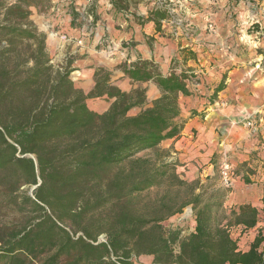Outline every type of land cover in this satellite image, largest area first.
Listing matches in <instances>:
<instances>
[{
  "label": "trees",
  "instance_id": "obj_1",
  "mask_svg": "<svg viewBox=\"0 0 264 264\" xmlns=\"http://www.w3.org/2000/svg\"><path fill=\"white\" fill-rule=\"evenodd\" d=\"M44 2L0 0V264H144L148 256L151 264H264V193L261 209L245 203L219 218L223 202L204 198L202 180L182 178L159 148L183 129L180 96L191 94L192 75L125 61L129 79L160 89L150 105L145 88L125 91L103 69L85 92L71 65L52 63L31 19ZM92 8L87 15L98 19ZM168 13L156 8L149 20L159 28ZM79 17L72 29L83 26ZM101 100L105 111L97 110ZM147 150L153 155H141ZM24 186L36 187L29 194ZM187 206L195 230L181 237L164 222ZM234 225L258 227L247 251L232 237Z\"/></svg>",
  "mask_w": 264,
  "mask_h": 264
},
{
  "label": "crops",
  "instance_id": "obj_2",
  "mask_svg": "<svg viewBox=\"0 0 264 264\" xmlns=\"http://www.w3.org/2000/svg\"><path fill=\"white\" fill-rule=\"evenodd\" d=\"M137 1L138 8L129 5L126 9L128 11L123 10V13L122 9L115 6L111 9L110 3L100 8L99 13L106 20L105 27L96 28L91 24L90 28L83 25L70 29L71 34L82 41L81 46L74 43L76 50L86 54L85 66H78L81 70L77 69L86 79L85 89L90 91L95 85V71L105 69L110 72L113 84L125 91L145 88L148 106L161 94L156 83L152 80L133 82L117 65L123 61L146 60L154 63L157 71L166 76L172 71L173 62L178 59L179 67L195 77L187 82L191 94L180 96L183 129L176 137L163 140L159 147L171 152L169 160L175 162L176 171L182 178H200L202 182L208 177L213 179L223 155H229L238 169L229 197L237 205L251 203L256 206L258 200L262 204L264 123H257L255 128H247L244 119L248 115L255 119L264 116V64L262 67L260 64L255 67L243 62L242 66L239 64L230 68L221 53L215 51L222 45L217 35L207 34V37H201L192 33L202 30L206 32L208 19L202 18L212 13L211 6L210 10L204 7L203 12L196 9L191 11V21L174 33L169 22L162 21L158 28L153 20H149L153 10L157 8L154 0ZM65 29L66 25L60 30ZM104 33H108L113 44L120 48L117 53L97 50ZM187 50L195 51L196 58H184ZM222 82L225 87L216 92ZM108 107L109 103L106 101L97 103L98 111H105ZM140 109H134L133 113ZM249 184L260 187L258 198H251L245 193ZM259 226H263V223ZM250 230L252 229L245 230L243 236L248 231L250 233ZM254 237L255 235L249 237V241H245L242 246L239 242V249L247 251Z\"/></svg>",
  "mask_w": 264,
  "mask_h": 264
},
{
  "label": "rangeland",
  "instance_id": "obj_3",
  "mask_svg": "<svg viewBox=\"0 0 264 264\" xmlns=\"http://www.w3.org/2000/svg\"><path fill=\"white\" fill-rule=\"evenodd\" d=\"M109 3L112 4L111 9L115 6L122 9V13L123 10L129 8V5L138 8L137 0H116L118 5H115L113 2L111 3L110 0H45L43 4L32 10L31 19L36 24L38 30L46 35L47 50L52 63L56 67L67 64L71 65V68L73 69L71 73L72 80L75 82L76 87L83 89L85 92H88L85 89L87 86L85 84L86 79L84 75H82V72H78L77 69L81 70V67L78 66H85L86 54L80 53L76 50L77 47L74 45L77 44L78 46H81L82 41H80V39L78 40L77 37L71 34L72 31H70V29L72 28L70 23L73 14L77 11L80 13L79 18L83 19L82 25L86 26V28H90L91 24L96 28L98 26L105 27L106 20L102 18L99 9L107 6ZM154 4L157 8L168 9V16L162 20V23L169 22L174 28V33L179 32L177 30L178 28H183L189 20L191 21V11L196 9L197 11L200 10L203 12L204 7L206 10H210L211 6L213 10L212 13L207 14V16L202 18V20L206 17L208 19L206 32L205 30H202V32L193 31L192 33L201 37H207V34L217 35L221 39L222 45H219L215 51L221 53L222 58H224L225 61H228L225 63L227 66H230V68L238 66L239 64L242 66L243 62L248 66L257 67V64H260L261 67L263 66L264 0H154ZM93 6H96L95 15L98 16V19L87 15L90 11L89 9L93 10ZM64 25H66L67 29L61 31L60 29ZM65 33H67V35ZM93 35H96L95 31L93 32ZM96 48L99 51L105 49L109 53H117V50H120V48L117 47V44H113V40L108 33L102 34ZM210 50L212 49H209V52ZM123 63L124 61L119 63L117 67L121 69L120 66ZM178 64V59H176L173 62L172 70L175 69L178 72L181 71L182 69ZM74 66L78 68H73ZM103 70L106 71L105 69ZM190 75H192V78L190 79L195 77L193 74ZM153 153L152 150H147L142 152L141 155H153ZM229 159L234 167L233 174L235 179L238 174V169L236 164H234L233 159L231 157H229ZM221 162L222 159L218 164L217 173L213 179H206V181L202 182V189H204V198L215 202L220 200L223 202L218 217L224 218L229 216L231 210L237 208L238 205L233 202L231 197H229V191L231 188L223 186L220 180ZM35 187L36 186H24L22 189L25 192L32 194ZM244 191L251 198H258L260 196V187H256L255 185L253 186L249 184V187H246ZM256 207L259 209L262 208V204L259 200L256 201ZM193 212L196 216L194 210ZM195 218L188 217L184 212L178 213L166 220L164 222V227L172 230H180L181 237H187L191 233V227L195 225ZM244 231L245 230H243L242 227L236 225L230 228L232 237L237 240L238 245L240 242V246L245 244V241H249V237L251 238V236L256 235L258 228L250 230V233L248 231L246 236H243ZM99 240L105 241L106 236L104 234L100 235ZM178 249V246H176L175 250L178 251ZM152 259V256H148L143 257L142 261L144 264H151Z\"/></svg>",
  "mask_w": 264,
  "mask_h": 264
},
{
  "label": "built area",
  "instance_id": "obj_4",
  "mask_svg": "<svg viewBox=\"0 0 264 264\" xmlns=\"http://www.w3.org/2000/svg\"><path fill=\"white\" fill-rule=\"evenodd\" d=\"M245 126L247 128H255L257 123H264V116H260L259 118L255 119L252 115H248L244 119ZM234 167L232 162L229 159L228 155H223L221 167H220V180L222 182V185L231 188L234 181V174L233 171ZM185 215H187L190 218H195L193 209L191 206L187 207L184 211ZM194 220V219H193ZM195 225L191 227V233L194 232Z\"/></svg>",
  "mask_w": 264,
  "mask_h": 264
}]
</instances>
